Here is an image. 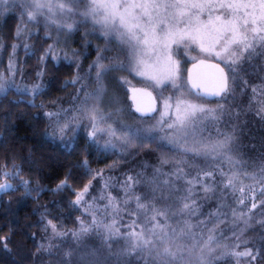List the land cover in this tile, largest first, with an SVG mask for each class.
<instances>
[{
  "label": "trees",
  "instance_id": "1",
  "mask_svg": "<svg viewBox=\"0 0 264 264\" xmlns=\"http://www.w3.org/2000/svg\"><path fill=\"white\" fill-rule=\"evenodd\" d=\"M29 4L30 0H9V4L0 11V69L8 64L15 44L23 41L18 32L26 33L29 30L24 28L26 24L31 25V30L36 27V32L28 34L26 44L19 47V70L29 83L43 69V83L37 92L8 88L7 92L0 94V184L13 182L12 189L0 194V264H41L62 256L67 250L71 252L75 246L65 233L76 229L80 218L86 215L81 200L76 203L77 195L86 186H92L93 181L98 185L102 173L110 170L131 172L132 169L140 173L142 171L138 168L143 164V170L153 171V177L158 178L161 177L159 174H166L161 168H170L175 173L182 168L181 178L175 182L179 187L182 181L204 182L207 177L203 173L211 171L221 176L217 185L222 186L223 193H214L205 205H211L222 215L225 209L229 210L228 206L250 213L260 208V197L264 199V112L256 108V94L260 93V83L256 80L264 81V64H244L238 77L232 73L230 77L233 79L235 76V79L231 81V91L221 99L210 101L223 106L225 111L218 120L206 117L197 122L199 131L196 135L204 142L223 139L224 135L235 137L225 149V154L215 159L185 152L179 138L173 136L172 129L165 127L163 122L155 123L156 115L151 118L137 115L132 110L129 94L118 88L114 93L119 96L120 104L116 109L111 105L113 110L131 122H154L147 129L140 127L142 143L127 155H122L116 150L100 149L80 133L74 144L66 147L47 136L52 123L48 113L63 112L76 104L74 98L79 88L73 81L81 68H89L105 45V29L94 26L89 29L86 19V23L76 22L74 29L68 32L70 52L63 51L64 56L57 61L47 55L53 39L47 37V28L29 20L25 14ZM71 7L75 12V7ZM59 41L60 37L57 46ZM78 57L82 64L79 69L76 65ZM111 60L117 61V57ZM253 88L257 91L253 92ZM233 175V184L225 187ZM172 177L177 178L173 173ZM142 190L149 192L146 198L140 199L146 205L175 208L181 202L176 197L171 205V197L152 193L151 184ZM88 197L90 193L86 200ZM115 197L118 208V201L121 205L122 200L128 198ZM107 199V196L101 197L97 202L107 203ZM240 199H243V204L238 203ZM252 204L257 206L252 208ZM260 214L264 215L263 208ZM49 221L66 230L63 237L59 236L51 243L45 239L52 229ZM53 243L58 244L53 246ZM256 251L264 262V238Z\"/></svg>",
  "mask_w": 264,
  "mask_h": 264
},
{
  "label": "rangeland",
  "instance_id": "2",
  "mask_svg": "<svg viewBox=\"0 0 264 264\" xmlns=\"http://www.w3.org/2000/svg\"><path fill=\"white\" fill-rule=\"evenodd\" d=\"M49 2L53 6V11L49 12L47 9H43L45 10H42L43 14L38 15L34 20L40 26L44 25L47 28L46 30L49 31L47 37L53 39L47 49V55L58 61L64 56L63 51L70 52L71 48L68 43L70 37L68 32H70L71 29H74V26L77 24L76 22L86 23V20H88L86 27L89 29H93V26L98 28H102V26L95 23L91 17H85L83 15L91 4V0H64V2L70 3V6L75 7V12L73 10L71 13L61 12L56 8V4L59 0H49ZM223 12V9H219L212 12L211 15L215 17ZM208 15V10L204 9L199 17L202 24L206 22ZM53 21H55V23H53ZM90 23H92V25ZM69 24L72 25L71 29L66 27V25ZM217 27L218 25L209 26V29L207 30L208 35L204 39L205 48H208L210 44L214 43L212 51H202L199 39L196 43L185 40L180 44L171 45V55L172 58L179 63L180 78L177 80V83L181 85L182 89H186L183 91L181 99L193 104H201L206 109H214L216 113L220 115L225 111L223 106L211 103L210 101L206 102L207 100L200 95L195 94L188 84L189 68L192 63L199 59L220 62L226 67L229 75H232V72L229 71V65H226L223 60V56L227 54L222 53L219 58L215 55V52L220 50V45L223 43V39L219 38V33L216 30ZM24 28H29V30L26 33L23 31L19 33V36L23 41L15 44L8 64H5L3 68L0 69V84L4 86V91L0 92V94L7 92L8 88H16L35 93L43 83V69H40L36 79L29 83L19 70V47L20 45L26 44L25 39L28 34L32 35L36 32L34 30L36 27L31 30L30 24L24 25ZM59 30L60 33L58 32ZM62 30H64L63 34H61ZM59 37L61 42L59 41L57 46ZM104 37L105 45L98 52L99 54L92 60L88 66L89 68L86 67L84 70L81 68L76 75L75 84L79 88V92L75 93L74 98L76 104L69 106L63 112H55L57 115L53 117H49L48 115L52 123L50 124L47 136L54 142H60L64 146L69 147L74 144L78 135L81 133L84 134L88 140L95 142V144L102 150H116V152H119L122 155H127L132 149L142 143L139 138L140 127L142 129H147L154 122L160 124L163 122V125L167 127V122L174 119L176 115L174 102L176 97L180 96L181 93L177 89L171 87L166 81L162 85H156L155 82L148 79L147 76L138 75L132 70L131 52L128 46L121 43L115 33L109 32L107 35L104 34ZM185 44L188 46L185 47ZM232 47H235V45ZM156 55L157 53H149V56L146 57L149 65L155 63ZM244 55L245 59L241 60L239 65L232 66L236 68V77L241 75L242 66H244V64L251 62H260L264 64V49H261L260 47H257L256 54L252 55L251 58H248V53H245ZM115 57H117V61L111 60L112 58L115 59ZM76 59V65L79 69L82 65L81 60L79 57ZM98 64H103L104 69H98ZM98 70L101 73L99 78L97 77ZM154 71V68H149L150 73ZM230 80L232 81L233 79L230 77ZM256 82L260 83V85H258L260 93L256 94V108L261 110L264 109V81L260 79L256 80ZM37 86H39L38 89ZM131 87H147L157 95L159 109L156 114L157 119L153 123L146 124L131 122L124 116H121L120 112H117L112 109L113 107H110L111 105H114L116 109L120 104V100L118 99L119 96H117L116 92L114 93L115 88L122 89L124 92L126 91L127 94H130L129 89ZM230 87L232 88V83ZM103 92L105 96H103ZM90 94H94V96H91ZM86 96L88 97V105H97L105 117L104 122H102L99 127L107 130L109 126H111V129L116 132V136L110 135L107 131L97 132L95 136L91 135L90 121L85 119L80 111L85 102ZM170 97L172 99H169ZM165 101H167L170 106L167 109L165 108ZM226 113L229 114L230 111L227 110ZM65 123H67L68 127L63 134H61L58 128ZM133 133H135V135H133ZM123 135H127L131 143H125L123 139L117 138ZM143 168V164L142 167L140 166V168H138V170L142 171L140 173L137 170L133 171L132 169L131 172H113L114 170H110L109 172L102 173L101 177H99L98 185L93 181L92 186L90 185V189L88 188L87 193H84L81 199L86 215L83 218H80V222L76 229L69 230L72 232L65 233L75 248H73L71 252L67 250L62 256L48 260L44 263L158 264V262L154 261L152 257L139 250L134 253H130L128 250L130 233L143 232L146 237L149 235L148 229L156 223L151 220L153 209H155L169 214L167 218L169 227L167 230L170 233L173 229H183L185 228V224H188L191 225V231L195 236V241L200 242L196 244L195 248H192V244L194 243L193 239L190 236L182 237L183 243L187 246L184 252V259L177 260L175 264H200L199 257H203L204 264H264V262L260 260L256 251L257 245L261 243L264 238V215L261 216L260 214L262 208L264 209V199L262 194V197H260V208L255 212L250 213L243 210V213H246V215L241 217L240 213L242 211L238 207H231L227 204L229 210L225 209L222 215L211 205H205V202L210 200L214 193H223L222 186L217 185V182H221L220 175L213 174V177H207L204 180V184H211L214 189L212 192L205 193L202 185L190 186L186 184V181L181 182V187L175 186V182L178 183V180L177 178L173 179L172 173H176L172 172L170 168H161L162 171H166V174H159L161 177H158L157 179L169 180L170 186H173L177 190L169 194L168 189L165 188L163 192L156 191L155 193H159L158 196L165 195V198L171 197L172 205L176 197L182 199L187 195L186 189L188 187H193L192 198L196 201V207L199 210L198 214L192 216L181 215L179 212L181 202L177 204L175 208L172 206L170 208H158L151 205V203L149 205L143 203L146 207L140 208L136 206V196H134V194L140 199L146 198L145 196L149 192L145 193L142 189L150 186V184L152 186V193H154V185L152 183L154 173L153 171L148 172L143 170ZM128 177H132V180L129 181ZM3 184H10L12 186L8 190L13 188L12 181H6ZM3 192L5 191H0V194ZM89 193L90 197L86 200ZM92 194L93 196H91ZM105 196L108 198L107 203L97 202V200ZM115 196H126L128 198L123 199L121 205L118 201V208L115 203L117 200ZM209 213H212L213 215L209 216ZM164 220L165 217L157 216V221L161 224L164 223ZM201 221H205V223H201ZM82 227L88 228L90 231L87 234H81L80 237L74 235L75 233H80ZM109 228L111 231H109ZM56 230L61 234H55L53 229H51L47 235L44 234V237L46 235L45 239L47 238V242L49 241L48 243L56 241L59 236L63 237V234L66 231L57 227ZM209 235L213 237V240L209 244V248L214 250L209 251V248H204V251L201 252L200 248H202L204 242L208 240ZM104 242L106 243L102 244ZM57 244L58 243H53V246ZM189 249H191V251H189ZM246 250H251L252 255H230V253L233 252L240 253ZM253 257H255V259H253Z\"/></svg>",
  "mask_w": 264,
  "mask_h": 264
},
{
  "label": "snow or ice",
  "instance_id": "3",
  "mask_svg": "<svg viewBox=\"0 0 264 264\" xmlns=\"http://www.w3.org/2000/svg\"><path fill=\"white\" fill-rule=\"evenodd\" d=\"M8 4L9 0H0V11ZM56 8L61 12L71 13L73 11L70 3H66L64 0H59ZM43 9H47L49 12L53 11V6L49 0H30L25 14L29 20H34L38 15L43 14ZM204 9L208 10L209 15L206 22L202 24L199 17ZM219 9H223L224 12L213 17L211 13ZM83 15L91 17L95 23L100 24L105 29L106 35L109 32L117 34L121 43L128 46L131 52L132 70L138 75L147 76L156 85H162L166 81L171 87L180 91L181 95L177 96L174 102L176 115L173 120L167 122V127L173 130L174 137L179 138L185 152L211 157L212 159L225 154V149L229 148L235 139L234 136L224 135L223 139L204 142L196 135L199 131L196 127L199 120L206 117L218 120L219 114L214 109H206L201 104H193L181 99L183 91L186 89H182L181 85L177 83L180 78L179 63L172 58L171 45L180 44L185 40L196 43L199 39L202 51H212L214 43L205 48L204 39L208 35L209 26L218 25L216 30L219 33V38L223 39V43L220 45V50L215 52V55L219 58L222 53H226L227 55L223 56L224 63L229 65V71L235 74L236 68L232 66L239 65L240 61L245 59V53H248V58H251L252 55L256 54L257 47L264 49V0H91V4ZM66 27L71 29L72 25L69 24ZM233 45L235 47H232ZM187 46L185 44V47ZM149 53H157L153 65H149L146 59ZM150 67L154 68L155 71L150 73ZM216 67L220 73V78L213 90L207 92L206 95L220 96L231 91L228 76L224 74L222 68ZM98 69H104V65L98 64ZM100 75L101 73L98 70L97 77L99 78ZM234 79L235 76H233ZM192 86L194 88L198 87L195 83ZM38 88L39 86H37ZM3 91L4 86L0 84V92ZM256 91L257 89L253 88V92ZM168 107L170 106L165 101V108ZM136 110L146 114L139 106ZM80 111L84 118L90 121L91 135L95 136L97 132L107 131L110 135L116 136V132L111 129V126L107 130L99 127L104 122L105 117L97 105H88L87 96ZM260 111L264 112V109ZM48 115L53 117L57 114L48 113ZM67 127L68 125L65 123L58 130L63 134ZM117 138L123 139L125 143H131L127 135ZM157 172H159V169H157ZM179 173H183L182 168L177 169L175 174L177 179L181 178ZM203 176L211 178L213 173L211 171L204 172ZM234 178V175L228 178L224 186L232 185ZM128 180L131 181L132 177H128ZM186 182L190 186L201 183L205 193L214 190L211 184H204L202 180H187ZM25 183L27 182L25 181ZM152 183L154 193L156 191L163 192L165 188L168 189L169 194L177 190L170 186L167 179L158 180L154 177ZM11 187L10 184H0V191H7ZM61 187H64V185L62 184ZM87 191L88 187L86 186L83 192L77 195V204L80 203L81 198ZM186 192L187 195L181 199L179 212L181 215H196L199 210L195 207V200L192 199L193 187H188ZM135 199L138 207H146L140 202L139 197ZM238 203L243 204V199H240ZM256 206V204H252L251 207L255 208ZM168 215L167 212L153 209L151 220L156 223L148 229L149 235L147 237L143 232L129 234V252L134 253L139 250L152 257L158 264H175L177 260H183L187 246L183 243L182 237L190 236L193 239L192 248H195L196 244L200 242L195 241L191 225L188 224H185V228L173 229L170 233L167 230L169 227ZM211 215L213 214L209 213V216ZM244 215L246 213H240L241 217ZM157 216L165 217L163 224L157 221ZM201 223H205V221H201ZM49 224L55 234H61L57 232L56 226L52 225L51 221H49ZM89 231L90 229L82 227L81 232L74 235L80 237L81 234H87ZM109 231H111L110 228ZM212 240L213 237L209 235L200 251L203 252L204 248H209ZM212 250L214 249L209 248V251ZM230 255L250 256L252 253L251 250H246L240 253L233 252ZM198 259L200 264H204L203 257Z\"/></svg>",
  "mask_w": 264,
  "mask_h": 264
},
{
  "label": "water",
  "instance_id": "4",
  "mask_svg": "<svg viewBox=\"0 0 264 264\" xmlns=\"http://www.w3.org/2000/svg\"><path fill=\"white\" fill-rule=\"evenodd\" d=\"M216 66L224 70V74L228 76L231 85L230 75L226 67L217 61L199 59L191 64L188 71V84L191 90L195 94L199 93L202 98L210 101L221 99L226 95H206L207 92H211L213 90L220 78V73ZM194 83L197 84L198 87L194 88L192 86ZM129 93L132 109L137 115L144 118H151L158 113L159 101L154 91L147 87H131L129 89ZM138 106L141 107L146 114L138 112L136 110Z\"/></svg>",
  "mask_w": 264,
  "mask_h": 264
}]
</instances>
